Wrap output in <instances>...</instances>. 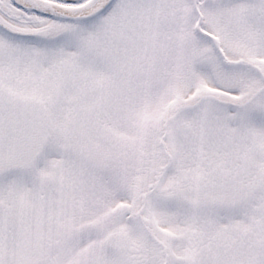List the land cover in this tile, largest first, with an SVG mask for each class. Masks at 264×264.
<instances>
[{
	"label": "snow or ice",
	"instance_id": "obj_1",
	"mask_svg": "<svg viewBox=\"0 0 264 264\" xmlns=\"http://www.w3.org/2000/svg\"><path fill=\"white\" fill-rule=\"evenodd\" d=\"M0 264H264V0H0Z\"/></svg>",
	"mask_w": 264,
	"mask_h": 264
}]
</instances>
